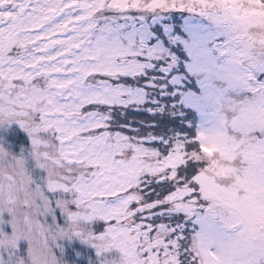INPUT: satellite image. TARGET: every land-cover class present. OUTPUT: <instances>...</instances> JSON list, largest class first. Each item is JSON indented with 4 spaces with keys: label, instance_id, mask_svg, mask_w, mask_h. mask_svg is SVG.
<instances>
[{
    "label": "snow or ice",
    "instance_id": "snow-or-ice-1",
    "mask_svg": "<svg viewBox=\"0 0 264 264\" xmlns=\"http://www.w3.org/2000/svg\"><path fill=\"white\" fill-rule=\"evenodd\" d=\"M256 18L264 0H0V118L35 112L39 129L16 122L31 144L52 135L88 169L75 184L41 175L52 220L76 191L125 264H264ZM217 153L247 167L202 158Z\"/></svg>",
    "mask_w": 264,
    "mask_h": 264
},
{
    "label": "clouds",
    "instance_id": "clouds-1",
    "mask_svg": "<svg viewBox=\"0 0 264 264\" xmlns=\"http://www.w3.org/2000/svg\"><path fill=\"white\" fill-rule=\"evenodd\" d=\"M243 7L254 6L244 4ZM255 22L257 26L250 30V34L254 38L264 39V21L256 18ZM254 53L264 56V45L258 44ZM233 116V113H228L229 120ZM19 119H23L31 130L41 127L35 112L23 118L3 117L0 118V123L10 126ZM232 134L238 140L243 139L238 134ZM34 135L41 143L35 146L31 144L26 150L27 155L24 152L14 153L5 146L0 147V224L11 226L10 232L0 231V260L9 264L7 258L11 256L14 257L11 264H68L63 256L64 245L60 243L64 240H79L94 247L102 255L114 251L112 241L106 236H98L93 223L82 219L91 214L87 204L82 203L73 208L80 199L76 191L61 193L55 197L57 207L62 211L66 222L60 224L54 219L49 222L48 217L55 216L56 208L51 205L45 187L40 183L41 176L36 175V170H42L43 179L48 183L75 184L80 176L88 173V169L80 165H69L52 135L42 136L38 131H34ZM202 158L209 161L210 167L213 159L221 167H247L239 156L235 160H225L217 153L212 158ZM30 161L34 162L31 166ZM209 175H214V171H210ZM215 179L224 186H231L236 182L234 174L215 176ZM73 215L79 218L71 219ZM23 241L27 242V247L21 249ZM57 248L60 249L59 253ZM112 259L115 264H125L123 257Z\"/></svg>",
    "mask_w": 264,
    "mask_h": 264
},
{
    "label": "rangeland",
    "instance_id": "rangeland-1",
    "mask_svg": "<svg viewBox=\"0 0 264 264\" xmlns=\"http://www.w3.org/2000/svg\"><path fill=\"white\" fill-rule=\"evenodd\" d=\"M0 140L3 141L4 146L9 148L14 153H21L22 151L27 155V149L31 146V137L28 135L26 131H24L19 124L13 123L6 128H0ZM30 161V166L32 165ZM36 175L39 177L44 175L42 170L37 169ZM7 218V214H5ZM49 222L52 221V217H48ZM57 223L64 224L65 218L62 213H59L57 210ZM95 230L97 233L101 229L103 222L95 221L93 222ZM4 230L10 232L11 226L4 225ZM64 245L63 256L68 261V264H100V261L103 257H98L96 253V249L92 246L81 243L79 240H64L61 241ZM21 249L27 247V242L23 241L20 245ZM56 251L59 253L60 249L57 248ZM109 258L117 257L119 253L117 251H113L112 253L107 254Z\"/></svg>",
    "mask_w": 264,
    "mask_h": 264
}]
</instances>
